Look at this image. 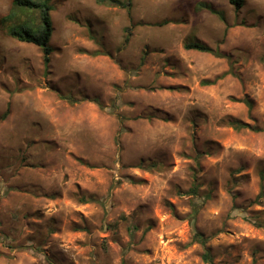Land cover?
<instances>
[{
    "label": "rangeland",
    "instance_id": "374dc122",
    "mask_svg": "<svg viewBox=\"0 0 264 264\" xmlns=\"http://www.w3.org/2000/svg\"><path fill=\"white\" fill-rule=\"evenodd\" d=\"M115 1L51 0L46 70L0 0V264H264V0Z\"/></svg>",
    "mask_w": 264,
    "mask_h": 264
},
{
    "label": "trees",
    "instance_id": "16d2710c",
    "mask_svg": "<svg viewBox=\"0 0 264 264\" xmlns=\"http://www.w3.org/2000/svg\"><path fill=\"white\" fill-rule=\"evenodd\" d=\"M111 1L116 2L115 0ZM244 2L245 0H230L231 5L235 7V10L237 12L243 8ZM13 3L19 8L41 11V27L38 31L34 32L30 29H17L11 31V36L19 42L32 44L39 47L42 50L43 62L45 69L47 70L53 54L51 40L54 34V25L50 13L54 10V7L50 4L51 0H46L43 4H37L33 0H13ZM198 9H205L214 15L221 16L220 13H218L211 5H208L206 3H200L198 5ZM221 19L224 20L222 16ZM184 49L187 51H197L200 53L212 54L217 58H226V55L221 53L219 49L214 50L210 46L199 40L186 41V43L184 44ZM91 55L99 56L101 54L96 52ZM215 83L216 81L208 82L207 84L211 85ZM64 99L69 100L71 103H76V101L70 98L64 97ZM94 101L100 104V101L98 99H95ZM245 104L250 110L252 109L251 101L246 100ZM4 117H6V114L4 115ZM234 126L236 129H252L258 131V129L252 128L249 125L241 122H234ZM189 192L194 196H198L199 187L197 186V184H194V187ZM194 212L195 214L198 212L197 207H195ZM197 237L199 238L200 236L198 235ZM201 241H203V239H201ZM204 259L206 262H210L209 255H205Z\"/></svg>",
    "mask_w": 264,
    "mask_h": 264
}]
</instances>
